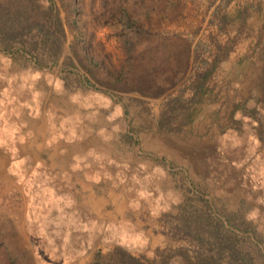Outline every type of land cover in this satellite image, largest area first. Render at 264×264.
<instances>
[{"label": "rangeland", "instance_id": "374dc122", "mask_svg": "<svg viewBox=\"0 0 264 264\" xmlns=\"http://www.w3.org/2000/svg\"><path fill=\"white\" fill-rule=\"evenodd\" d=\"M57 6L65 35L44 14V2L0 0V27L19 32L9 50L0 41V111L28 112L48 98L60 107L125 109L126 156L149 160L127 165L126 175L145 183L157 201L142 218L154 234L130 237L126 230L124 242L93 248L98 235L93 226L88 231L86 212L71 208L77 199L50 160H21L23 146L5 143L0 264H93L98 253L116 247L154 264H187L197 252L231 264L228 244L240 255L236 264L243 255L250 264H264V151L260 159L231 152L239 162L235 169L223 163L222 178L207 170L190 175L189 184L177 148L208 111L206 104L219 98L217 104L227 105L233 91L245 97L239 113L229 114L231 103L222 112L221 132L230 127L244 139L256 134L264 150V0H57ZM30 23L33 30L23 31ZM50 26L44 42L43 29ZM197 83L204 91L194 98ZM155 121L159 134L169 136L159 144L150 135ZM166 143L175 146L174 159L166 156Z\"/></svg>", "mask_w": 264, "mask_h": 264}, {"label": "crops", "instance_id": "0c3cea01", "mask_svg": "<svg viewBox=\"0 0 264 264\" xmlns=\"http://www.w3.org/2000/svg\"><path fill=\"white\" fill-rule=\"evenodd\" d=\"M5 89L10 90V85ZM228 96L227 105L217 104L219 98L211 105L206 104L208 111H204L205 115L195 123L193 133H187L183 140L182 147L185 149L177 147L180 150L178 159H182V164L187 169L185 173L189 175V184L192 183L190 175L202 176L207 170H212L222 178V164L233 165L232 168L235 169L239 163L237 156H252L250 158L257 159L263 156L264 150L260 148L263 144L256 134L253 138L250 134L249 138L244 139L236 129L230 127H227L229 131L224 134L221 132V119L227 106L231 103L229 114L239 113V101L245 94L239 96L229 91ZM258 96H261L260 93ZM49 100L52 104L47 105ZM88 107L85 105L80 109L78 106L66 104L55 106L48 98L45 105L28 112L0 111V130L5 134L0 135V144L22 145L23 154L18 158L24 161L50 160L51 169H55L54 173L60 183L68 186L69 190L71 188V194L77 199L71 208L85 211L88 216V231L93 226L95 234L98 235L99 239L92 243L93 248L107 243L124 242L127 238L124 235L126 230L130 231V237L143 232L154 234L152 226L142 218L155 209L157 201L145 187V183H133L126 175L127 165L137 161L143 166V163L149 161H140L138 158H133L135 160L132 161L126 156V145L123 142L127 135L126 110L121 106L94 104L90 111ZM89 111L101 113L102 119L95 118L93 114L89 115ZM17 120L22 121L21 126L15 123ZM60 120L65 121L60 123ZM201 128L203 131H197ZM150 135L154 136L153 140L158 144L159 138H169L168 135L164 137L159 134L156 121ZM224 142H228L226 150ZM165 147L166 156L170 160L174 159L175 146L166 143ZM231 152L237 156H231ZM152 166L160 167L158 164Z\"/></svg>", "mask_w": 264, "mask_h": 264}, {"label": "trees", "instance_id": "16d2710c", "mask_svg": "<svg viewBox=\"0 0 264 264\" xmlns=\"http://www.w3.org/2000/svg\"><path fill=\"white\" fill-rule=\"evenodd\" d=\"M38 1H42L46 4V9H45L44 14L50 15L54 20L55 27H57V29H59L65 35L66 33H65L64 25L62 23L60 11H59L58 6H57V0H38ZM35 23L28 24L26 27L23 28V31H24V29H26L28 31H32L33 26H35ZM48 28H49V31H46V29H43V31L45 32L44 37H43L44 42H47L52 35L51 34L52 33L51 32L52 31L51 26ZM18 33L19 32H17V30L6 31L5 29L0 27V41L6 42L4 44V49L9 50L13 46L12 40L15 38V36H17ZM21 42H22L23 48L29 49V47L27 46V44H28L27 40L22 39ZM29 50H32V49L30 48ZM55 52H53L54 55L56 54ZM207 75H208V73L205 74V76H207ZM195 88L196 89L198 88V89L196 90L194 98L197 96L198 90H202V92L204 91L202 89L203 85H201V83H197L195 85ZM200 100L201 99H199L197 101L199 102ZM190 114H192V113H190ZM225 247L228 249L230 255L233 258V260L231 261L232 262L231 264H236L235 259L237 258V261H238V257L240 255L238 254V252H236V254H235V252H234L235 248L233 245L228 244V245H225ZM220 249H221V246H220ZM242 259H241V257L239 258V264H250V262L247 261V259L244 255H243ZM93 264H154V262L145 256H135L122 247H116V249L111 250L107 253H102V252L98 253ZM187 264H220V262H219L218 257L208 256V255H205L201 252H197L195 254V259L189 260V262Z\"/></svg>", "mask_w": 264, "mask_h": 264}]
</instances>
